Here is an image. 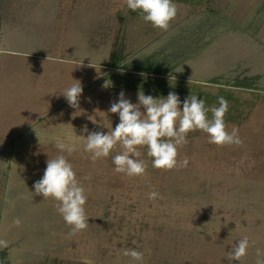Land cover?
<instances>
[{"label":"rangeland","instance_id":"1","mask_svg":"<svg viewBox=\"0 0 264 264\" xmlns=\"http://www.w3.org/2000/svg\"><path fill=\"white\" fill-rule=\"evenodd\" d=\"M114 5L0 0V264H136L125 249L143 252V264H257L264 260V0H218L199 12L176 5L166 30L124 8L112 67ZM77 80L83 94L74 109L62 93ZM156 87L181 101L203 93L208 109L224 97L226 130L237 128L242 142L216 145L190 131L170 170L153 168L147 147L137 146L135 158L146 164L140 176L114 171L119 143L93 161L82 129L110 131L119 117L108 109L121 91L137 103L140 90L163 98ZM57 143L73 147L63 155L87 196L88 226L75 233L57 201L33 189L47 159L61 154ZM153 191L159 195L149 199ZM245 237L246 255L230 260Z\"/></svg>","mask_w":264,"mask_h":264},{"label":"clouds","instance_id":"2","mask_svg":"<svg viewBox=\"0 0 264 264\" xmlns=\"http://www.w3.org/2000/svg\"><path fill=\"white\" fill-rule=\"evenodd\" d=\"M126 4L128 9L138 12L145 22L159 29L166 30L177 15L173 0H126ZM82 94L80 81L71 84L62 93L74 109H78ZM228 108V101L222 96L218 97V106L208 109L204 99L196 95H189L181 101L180 96L173 91L161 98L145 95L140 90L137 103H133L121 91L108 109V112L118 114L119 123L107 132L89 131L85 126L82 129L83 133H87L83 135L86 137L83 151L95 161L108 157L119 143L122 151L112 156L114 171L132 177L145 173V162L135 157L140 156L137 146H146L147 155L152 158V167L170 170L177 166L178 147L187 143L190 131H203L209 143L216 145H238L242 142L237 128L233 127L231 132L226 130L224 116ZM209 111L211 118L208 117ZM56 147L61 154L47 159L43 175L34 182L33 189L36 195L57 201V211L75 233L88 226L85 213L87 196L84 187L76 179L72 164L63 155L64 152L71 154L73 147L64 143H57ZM181 164L187 166V159ZM158 195V192L153 191L148 194V198L155 199ZM14 223L19 224L20 220L16 219ZM248 246L247 237L236 241L229 251V259L239 261L246 255ZM122 254L136 264H143L144 253L141 251L125 249ZM257 264H264V260L258 259Z\"/></svg>","mask_w":264,"mask_h":264},{"label":"trees","instance_id":"3","mask_svg":"<svg viewBox=\"0 0 264 264\" xmlns=\"http://www.w3.org/2000/svg\"><path fill=\"white\" fill-rule=\"evenodd\" d=\"M112 6L114 5L115 8H113V16L116 22V30L113 35L112 45H111V53H110V65L112 67H115L117 63L119 62V55H120V34L122 32V28L125 25V17L123 16L124 8H127L126 0H111ZM218 0H173V2L176 5H180L186 8L191 9L193 12H199L205 9H210L213 4ZM118 2V3H117ZM119 2L121 3L119 5ZM119 7V8H118ZM212 9V8H211ZM131 14L135 13L134 11L128 9ZM103 27V26H102ZM104 28V27H103ZM104 34V33H103ZM157 93H160L164 96L165 91L160 88H155ZM192 94V93H189ZM192 95L200 97H204L205 94L203 93H195ZM208 97V96H207ZM211 100V99H210ZM213 102V101H211ZM209 118H211V112H208Z\"/></svg>","mask_w":264,"mask_h":264}]
</instances>
